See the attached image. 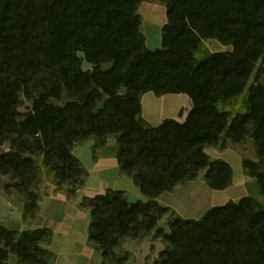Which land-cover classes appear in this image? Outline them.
Segmentation results:
<instances>
[{
    "label": "trees",
    "instance_id": "obj_1",
    "mask_svg": "<svg viewBox=\"0 0 264 264\" xmlns=\"http://www.w3.org/2000/svg\"><path fill=\"white\" fill-rule=\"evenodd\" d=\"M145 0H0V189L23 200L22 218L40 210L43 168L76 194L88 171L73 153L95 139L117 140L116 157L146 201L108 188L86 197L90 242L102 264H122L123 242L147 234L167 248L153 264H264V204L243 196L201 219L175 216L158 198L204 172L223 190L233 168L211 146L251 140L259 159L244 160L264 196V0H160L167 21L162 47L151 49L139 9ZM203 39L228 46L197 59ZM91 68H84V63ZM187 92L184 121L144 120L142 96ZM32 105L20 110L25 99ZM9 143L7 151L2 147ZM171 212L170 232L159 220ZM53 230L22 232L0 221V264H52Z\"/></svg>",
    "mask_w": 264,
    "mask_h": 264
},
{
    "label": "rangeland",
    "instance_id": "obj_2",
    "mask_svg": "<svg viewBox=\"0 0 264 264\" xmlns=\"http://www.w3.org/2000/svg\"><path fill=\"white\" fill-rule=\"evenodd\" d=\"M143 16V30L147 45L151 49L162 47V26L167 21L166 7L160 0H145L140 9ZM225 46L215 40L203 39L199 50L195 53L197 59H202L212 52L227 51ZM84 68L91 65L84 63ZM264 82V75L262 77ZM32 105L31 99H25L20 110L27 113ZM143 117L154 126L160 125L167 118L184 121L192 107V101L187 92L179 94L156 95L153 92L142 96ZM95 139L83 144H76L73 153L82 161L88 171L84 186L76 193L70 192L67 184L57 185L43 168V176L38 180L40 195V210L36 219L25 221L22 218L23 200L15 192L9 193L4 184L10 182L6 178L0 189V221L10 229L22 232L47 223L55 226V242L49 248V260L52 264H102L103 257L88 238V226L91 221V210L84 206L86 197L104 193L108 188L121 189L129 201H137L145 196L135 180L126 174L118 164L116 157L117 140L110 136L106 145L95 149ZM10 144L6 143L2 150L7 151ZM213 158H223L233 168V180L229 187L223 190L212 189L204 179V172L194 179L182 183L171 191L164 192L158 201L168 207L175 216L186 219H201L213 206L222 205L229 200L237 201L243 196H254L264 204V196L258 181L245 173L246 158L259 159L257 149L251 140L244 144L229 142L226 148L211 146L206 149ZM171 212L165 214L159 225L170 232L169 220ZM167 248V242L162 238L147 234L142 238H127L123 249L129 256L122 264H153L160 253ZM8 264H18L17 257L10 255Z\"/></svg>",
    "mask_w": 264,
    "mask_h": 264
},
{
    "label": "crops",
    "instance_id": "obj_3",
    "mask_svg": "<svg viewBox=\"0 0 264 264\" xmlns=\"http://www.w3.org/2000/svg\"><path fill=\"white\" fill-rule=\"evenodd\" d=\"M226 51V50H225ZM228 51V50H227ZM124 170V169H123ZM39 227H49V228H51L52 230H53V239H52V242H51V245L55 242V233L58 231V229L57 230H55L54 228H55V226H53V225H51V224H49V223H47V224H45V225H42V226H39ZM49 248H51V247H49ZM49 248L47 247L46 249H48L49 250Z\"/></svg>",
    "mask_w": 264,
    "mask_h": 264
}]
</instances>
